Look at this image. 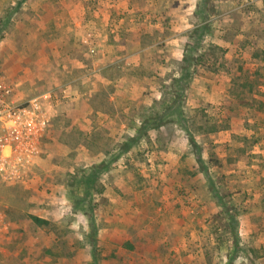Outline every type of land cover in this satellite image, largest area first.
Returning <instances> with one entry per match:
<instances>
[{
	"label": "rangeland",
	"instance_id": "1",
	"mask_svg": "<svg viewBox=\"0 0 264 264\" xmlns=\"http://www.w3.org/2000/svg\"><path fill=\"white\" fill-rule=\"evenodd\" d=\"M0 81V264H264V0H0Z\"/></svg>",
	"mask_w": 264,
	"mask_h": 264
},
{
	"label": "built area",
	"instance_id": "2",
	"mask_svg": "<svg viewBox=\"0 0 264 264\" xmlns=\"http://www.w3.org/2000/svg\"><path fill=\"white\" fill-rule=\"evenodd\" d=\"M10 95L11 87L0 81V186L24 178L48 122L39 97L17 104Z\"/></svg>",
	"mask_w": 264,
	"mask_h": 264
}]
</instances>
